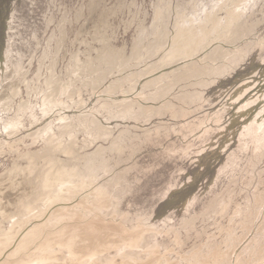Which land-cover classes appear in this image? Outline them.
Returning <instances> with one entry per match:
<instances>
[{
    "label": "rangeland",
    "instance_id": "obj_1",
    "mask_svg": "<svg viewBox=\"0 0 264 264\" xmlns=\"http://www.w3.org/2000/svg\"><path fill=\"white\" fill-rule=\"evenodd\" d=\"M234 1L244 9L241 39H210L203 48L191 42L202 35L184 40L192 23L202 30L200 21L211 24L217 12L225 20ZM179 41L184 57L172 53ZM66 147L81 153L74 169L82 170L79 186L68 185L76 193L67 204L95 216L89 209L103 202L106 222L126 221L117 236L144 232L130 250L113 243L101 264H238L241 257L264 264L263 255H250L264 235L257 200L264 195V0H0V180L47 148H59L63 161L77 156ZM246 208L254 210V229L235 243L229 234L243 233ZM50 212L30 218V226L50 224L35 239L26 238L34 226L19 230L0 264L22 256L41 264L50 241L43 238L59 230ZM2 221L10 225L0 214ZM50 246L60 256L51 264L84 261ZM231 249L233 262L223 257Z\"/></svg>",
    "mask_w": 264,
    "mask_h": 264
},
{
    "label": "bare ground",
    "instance_id": "obj_2",
    "mask_svg": "<svg viewBox=\"0 0 264 264\" xmlns=\"http://www.w3.org/2000/svg\"><path fill=\"white\" fill-rule=\"evenodd\" d=\"M228 1V0H226ZM167 2V1H166ZM230 2V1H229ZM249 2V1H248ZM222 3V2H221ZM236 3V4H235ZM250 3V2H249ZM233 6H229L228 8V16H226V19L222 20L219 19L217 17V13L214 14V19L211 21L212 23L208 25L207 22H204L203 19L202 24H206L207 26L204 27V29H198L195 28L196 25H194V23H192L191 29L188 31L187 30V37L184 39L185 41H188L190 38L194 37V36H198V35H202L201 37H203L202 41H197L195 42L197 39L192 38L191 42H194L195 44H197V46H201L203 45L202 42L205 41L204 45L208 46V41L214 40H220L224 37H226V42L230 43L231 45H233L232 43H234L236 40H239L242 38L241 36V29L243 24L239 23V21L242 19L243 17V10L241 7H238L239 5L242 6V2H235L233 3ZM169 5V4H168ZM205 5V4H204ZM227 5V3H226ZM232 5V4H231ZM228 7V6H227ZM183 8V7H182ZM188 8V7H186ZM214 8V7H213ZM221 9H223V7H220ZM162 9V8H161ZM163 10V9H162ZM167 10V9H166ZM184 10V9H183ZM187 10V9H186ZM225 10V8H224ZM157 11V10H156ZM158 17L155 18V20H159V17L161 15L160 10H158ZM182 11V10H181ZM179 11V12H181ZM207 11V10H206ZM209 11V10H208ZM171 12V11H170ZM204 12V11H203ZM157 13V12H156ZM169 13V12H168ZM167 13V14H168ZM190 13V12H189ZM170 14V13H169ZM177 14V13H176ZM212 14V12H211ZM163 16V15H162ZM175 16V15H174ZM180 16V15H179ZM208 17V16H207ZM163 18H167V17H163ZM170 21V20H169ZM207 21V20H206ZM161 22V21H160ZM186 22V21H185ZM192 22V21H190ZM243 22V21H242ZM163 23V22H162ZM184 23V22H183ZM157 24V23H156ZM168 25V24H167ZM175 25V24H174ZM201 25V24H200ZM154 26V25H153ZM157 26V25H156ZM195 26V27H194ZM165 27V26H164ZM167 27V26H166ZM171 27V26H170ZM173 27V25H172ZM183 27V26H182ZM187 27V26H186ZM211 27V28H209ZM159 28V27H158ZM180 29V28H179ZM185 29V28H184ZM168 30V29H167ZM150 31V30H149ZM244 31V30H243ZM152 32V31H151ZM150 32V33H151ZM168 32V31H167ZM144 32H142L143 34ZM166 33V32H165ZM215 33V35H214ZM217 33V34H216ZM152 34V33H151ZM160 34L162 35V33L160 32ZM146 35V32L145 34ZM143 35V36H144ZM165 35V34H164ZM169 35V34H168ZM167 35V36H168ZM183 35V34H181ZM180 35V36H181ZM163 36V35H162ZM166 36V38H168ZM214 36V38L212 37ZM141 37V35H140ZM161 37V36H159ZM144 38V37H142ZM150 38V37H149ZM158 38V37H157ZM165 38V37H164ZM141 39V38H140ZM163 39V38H162ZM138 41V40H137ZM140 41V40H139ZM154 42V41H153ZM157 42V39H156ZM220 42V41H219ZM140 43V42H139ZM138 43V44H139ZM239 43V42H238ZM168 44V43H167ZM183 42L179 41L177 43L176 48L172 51L173 54H177L180 57H184L186 55H188V52L186 50V48L182 45ZM212 44V43H211ZM216 44V43H215ZM224 44V43H223ZM141 45V44H140ZM201 46L202 48L204 47ZM213 45V44H212ZM171 46V45H170ZM216 46V45H215ZM220 46H223L222 44ZM236 46V45H235ZM150 47V46H149ZM175 47V46H174ZM201 47H199L198 49L194 50V51H189V53H197V50H200ZM224 47V46H223ZM227 47V46H226ZM159 48V47H158ZM207 48V47H206ZM213 48V47H212ZM231 48V47H230ZM209 49V48H208ZM219 49L216 48L214 49L215 54L217 52H222V54H224V56L228 55V49ZM155 51V50H153ZM152 51V52H153ZM158 50H156L157 52ZM151 53V52H150ZM152 54V53H151ZM169 54V53H168ZM153 55V54H152ZM171 60V59H170ZM168 63V62H167ZM186 63V62H185ZM198 65V64H197ZM161 66V65H160ZM200 66V65H198ZM203 67V66H202ZM148 68V67H147ZM137 70V69H136ZM142 70V69H140ZM200 70V69H199ZM139 71V70H138ZM179 71V70H178ZM201 71V70H200ZM182 72V71H181ZM197 73V72H196ZM149 74V73H148ZM167 74V73H166ZM165 74V75H166ZM197 75V74H196ZM149 78V77H148ZM152 78V77H150ZM170 78V77H169ZM203 79V78H202ZM137 80V78L135 79ZM195 81V80H194ZM207 81V80H206ZM174 83V82H173ZM155 85V84H154ZM116 86V84H115ZM166 93V92H165ZM143 94V93H142ZM114 95V94H113ZM151 96V95H150ZM164 96V95H163ZM129 103V102H128ZM133 103V102H130ZM127 104V103H126ZM125 104V105H126ZM126 108V107H125ZM29 109V108H28ZM121 110V109H120ZM143 110V109H142ZM117 111V110H116ZM111 112V111H110ZM140 112V111H139ZM145 112V111H144ZM119 113V112H118ZM113 116V115H112ZM88 121V120H87ZM89 122V121H88ZM99 122V121H98ZM86 123V122H85ZM89 128V127H88ZM87 128V129H88ZM94 129V128H93ZM94 133V132H93ZM98 134V133H97ZM107 135V133H105ZM104 134V135H105ZM100 136V135H99ZM131 138V137H130ZM129 139V138H128ZM51 142V141H50ZM53 144V143H52ZM60 146V145H59ZM77 146V144L75 145ZM82 146V145H81ZM85 146V145H84ZM83 146V147H84ZM117 146V145H116ZM53 147V146H52ZM58 147V146H57ZM69 147V146H68ZM66 147V148H68ZM62 148V147H61ZM82 148V147H81ZM81 148L79 147V149L81 150ZM85 148V147H84ZM83 148V149H84ZM69 149V148H68ZM82 149V150H83ZM102 149V148H101ZM58 150H60L59 148H54V149H46L45 152H39L36 154H28L27 156H25V159L28 160L27 162V166L26 167H21V166H15L14 168H12L11 171V175L8 177L3 178L2 180H0V214H3L4 216L8 217V224L10 225H5L2 222H0V255L3 254L6 250V248L8 249L10 246V243L13 239V236L16 237V239L19 236V230L27 229L29 227H32L31 232L27 235L26 238L28 237H33L38 238L41 233H43L42 231L45 230V228L48 227V223L47 226L43 223L41 225H34L33 222L30 226V218L31 219H35V221L39 222L41 220H45V218L47 217V215L50 212V208L57 206V209H54L55 212H50L53 213L52 217H54V220L56 221V223L54 224V226H58L59 230L58 232L54 233H49L46 234V236L43 238V240L45 239H50V241L47 243L46 245V250L44 251V253L42 254L44 256L43 261L41 262V264H51L52 260L51 258H55L56 256L60 259V256L58 254H54L56 252V248L54 246H50L52 244H61V250L64 248H68V250L74 252L75 254H77L79 257V259L84 258V261L82 264L88 262L92 263L95 262V264H101L102 260H100L101 258H104L106 256L105 250L112 246V244H117V248H122L120 250H125L126 248H128L129 250L132 247H135L134 244L136 242H138V239L143 238L142 235H144V232H140L138 235L137 233H129V234H123L124 239L120 238L118 235V228L119 229H124L123 227L125 226V222H123V224H120L123 227L117 226L116 224L114 225L113 223L109 224L108 222H106L105 217L102 218V215L104 212L103 208L108 206L106 204H104L103 202H95L96 205L93 206L92 208L89 209L90 213L93 212H97L99 213L98 215L95 216H90L88 215L89 213H87L86 211H83L80 208H72L71 204H67L69 201H71L73 199V196H75L76 193V189H74L75 191L72 194H69L68 192H70V188L68 187V185H74V186H79L78 183L79 179L81 178L79 174L81 168L80 166H77L76 169H74L76 167V164L78 165V162H80L79 160L81 159V151L79 152L80 154H74L75 150L73 151V149H69V151H73V154L76 157H71L72 155L70 154L71 159L72 158H76L73 159V161L69 160V155L67 158V161H63L60 158L57 157L58 155ZM64 150V149H63ZM79 151V150H78ZM103 153V152H102ZM62 155V154H61ZM86 155V154H85ZM120 155V153H119ZM47 156V157H46ZM54 156V158L50 161H45V159H47L48 157ZM97 156V155H95ZM46 157V158H45ZM88 159V155L86 156ZM92 157V156H91ZM98 157V156H97ZM102 157V156H100ZM104 157V156H103ZM50 158V159H51ZM80 158V159H79ZM93 158V157H92ZM96 158V157H95ZM94 158V159H95ZM109 159V158H108ZM48 160V159H47ZM45 161V162H44ZM88 161V160H87ZM99 161V160H98ZM101 161V160H100ZM104 161V160H103ZM109 162V161H108ZM91 163V162H90ZM84 164V163H83ZM95 164V163H94ZM103 164H105L103 162ZM82 165V164H81ZM86 166V165H85ZM91 166L94 165H88L86 167V169L88 171H90ZM107 168V167H106ZM82 171V170H81ZM81 173V172H80ZM83 173V172H82ZM85 173V172H84ZM83 173V174H84ZM82 174V177H84V175ZM86 174V173H85ZM108 174V172H107ZM100 175V174H99ZM98 175V176H99ZM117 177V176H116ZM121 178V177H120ZM86 179V178H85ZM78 180V182H77ZM88 180V179H87ZM83 181V180H82ZM95 181V180H94ZM110 181V180H109ZM111 184V182H110ZM107 185V184H106ZM109 185V184H108ZM107 185V186H108ZM115 185V184H114ZM101 186V185H100ZM105 186V187H107ZM110 186V185H109ZM87 187V185H86ZM112 187V186H111ZM69 190H66L68 189ZM84 188V187H83ZM116 188V187H115ZM110 189V188H109ZM108 189L104 188V191H102L103 193H99L97 194L98 197L102 198L103 194L107 191ZM120 190V189H118ZM116 190V192L118 191ZM111 191V190H110ZM121 191V190H120ZM119 191V192H120ZM100 192V191H98ZM108 195V194H107ZM257 198V197H256ZM63 199V200H62ZM112 199V198H111ZM118 199V198H117ZM264 199V195H259L257 200L259 201V203H262V201ZM62 201V202H61ZM83 201V200H82ZM100 201V200H99ZM225 202V201H224ZM85 203V202H84ZM83 203V204H84ZM91 203V202H90ZM89 203V204H90ZM94 203V202H93ZM119 203V202H118ZM221 203V202H220ZM251 203V202H250ZM216 204V203H215ZM120 205V204H119ZM225 205V204H224ZM83 208V207H82ZM225 208V206H224ZM53 209V208H52ZM223 209V208H222ZM228 209V208H227ZM108 210V208L106 209ZM112 210V209H111ZM114 210V209H113ZM112 210V211H113ZM247 212L249 213L247 217V219L249 220L248 222H244L243 223V233L239 236L237 233H234L233 231L229 234V237H232V240H235L237 242H240L243 239V236H245V232L249 233L252 232V230L254 229L252 227V223L255 222V216H254V210L252 208H246L245 209ZM52 211V210H51ZM103 213H102V212ZM225 211V210H224ZM209 212V211H208ZM223 212V210H222ZM242 211V213H244ZM101 213V214H100ZM107 213V212H106ZM105 213V214H106ZM113 213V212H112ZM224 213V212H223ZM241 213V212H240ZM108 214V213H107ZM228 214V213H227ZM226 214V215H227ZM105 216V215H104ZM2 217V216H1ZM20 217V218H18ZM72 217V218H70ZM128 217V216H127ZM102 218V219H100ZM53 219V218H52ZM97 219H100L101 221H98ZM107 219V218H106ZM109 219V218H108ZM114 219V218H113ZM112 219V220H113ZM115 220V219H114ZM120 220V219H119ZM127 220V219H126ZM34 221V220H33ZM122 221V220H121ZM5 222V221H4ZM53 223V222H52ZM51 223V224H52ZM100 224V227H98L97 225L94 226L95 224ZM118 223V222H117ZM121 223V222H119ZM141 223V222H139ZM143 223V222H142ZM257 224V223H256ZM129 225V224H128ZM139 225V224H138ZM254 225V224H253ZM51 226V225H50ZM131 226V225H130ZM129 226V228H130ZM133 226V225H132ZM8 227L9 231L11 232H7L8 231ZM138 227V226H137ZM140 228L142 226H139ZM186 227H188L186 225ZM50 228V227H49ZM135 228V227H133ZM139 230H142L140 229ZM241 228V229H242ZM52 229V228H51ZM57 229V228H56ZM126 229V228H125ZM138 229V228H137ZM29 230V229H28ZM52 230H55L54 228ZM149 230V229H148ZM25 231V230H24ZM48 231V230H47ZM136 231V229H135ZM264 231V230H263ZM26 232V231H25ZM23 232V233H25ZM146 234V233H145ZM23 234H21L22 236ZM139 238H137L138 236ZM20 236V237H21ZM52 236H56L55 238H52ZM257 236V237H256ZM254 238L256 240H254L257 245L256 248L253 247L254 249H252L250 251V255L254 254L255 256L257 255H263L264 256V252L262 251V249H260L259 247H261V243L263 242L262 239L264 240V235L259 234L256 235ZM148 237V236H146ZM21 239V238H20ZM41 239V238H40ZM154 239V238H153ZM246 239V238H245ZM141 240V239H140ZM145 240V238H144ZM15 241V240H14ZM40 241V240H39ZM213 241V240H212ZM210 239L208 240V243H210ZM227 242V241H226ZM245 242V241H244ZM243 242V243H244ZM14 243V242H13ZM143 243V242H142ZM141 243V245H142ZM157 243V242H156ZM212 243V242H211ZM231 243V242H230ZM229 243V244H230ZM232 243H234L232 241ZM234 243V244H235ZM121 244V246H120ZM150 244V243H149ZM214 244V242L212 243ZM226 244V247H229L230 245ZM234 244H231L234 245ZM240 244V243H239ZM138 245V244H137ZM155 245V244H154ZM229 245V246H228ZM49 246V247H48ZM67 246V247H65ZM145 246V245H144ZM158 246V245H157ZM214 246V245H213ZM263 246V245H262ZM208 247V246H207ZM212 247V245H211ZM157 248V247H156ZM209 248V247H208ZM214 248V247H213ZM218 248V246H217ZM231 248V247H230ZM238 248H240L238 246ZM259 248V249H258ZM262 248V247H261ZM211 249V248H209ZM235 249V248H232ZM231 249V250H232ZM237 249V246H236ZM256 249V250H255ZM60 250V251H61ZM110 250V249H109ZM212 250V249H211ZM226 250V249H225ZM224 250V251H225ZM229 251L226 253V255H222L223 257H225L226 261H232V259H234L233 261H235V257L237 253L233 250ZM203 251V250H202ZM59 252V251H58ZM140 252V251H139ZM137 252V253H139ZM152 252V251H151ZM210 252V251H209ZM208 252V253H209ZM212 252V251H211ZM209 254H212V253ZM216 252V251H215ZM238 252V251H237ZM130 253V252H129ZM204 253V251H203ZM5 254V253H4ZM61 254V253H60ZM63 254V253H62ZM135 254V253H134ZM153 254H155L153 252ZM216 254V253H215ZM65 255V254H63ZM126 255V254H125ZM133 255V254H132ZM138 255V254H137ZM144 255V254H143ZM26 256V255H25ZM128 256V254H127ZM135 256V255H134ZM132 256V257H134ZM146 256V255H145ZM150 256V253H149ZM205 256V255H204ZM239 256H241L239 254ZM107 257V256H106ZM144 256H142L141 258L143 259ZM222 257V258H223ZM20 258V263L21 264H25L26 262H28L26 259L27 257H19ZM63 258V257H62ZM108 258V257H107ZM137 258V257H135ZM147 258V257H145ZM56 259V258H55ZM72 259V258H71ZM78 259V260H79ZM105 259V258H104ZM111 259V258H108ZM140 259V258H139ZM154 259V258H153ZM164 258H162L161 260H163ZM168 259V258H167ZM201 259V258H200ZM198 259L195 264H199V260ZM208 259V258H207ZM241 260H236L239 263L243 264V261L245 259H242V257L240 258ZM16 261H18V259L15 258ZM107 260V259H106ZM131 260V259H130ZM129 260V261H130ZM211 260V259H209ZM223 260V259H222ZM102 261V262H101ZM118 261V260H117ZM139 261V260H138ZM138 261H133L132 263L129 264H143V263H138ZM168 261V260H167ZM232 261V262H233ZM246 261V260H245ZM64 262V261H63ZM80 262V261H79ZM128 262V261H127ZM126 262V263H127ZM224 262V261H223ZM251 262V260L249 261ZM19 263V264H20ZM29 263V262H28ZM67 264H77V262L73 259L70 263L69 261L66 262ZM65 263V264H66ZM116 263V262H115ZM114 263V264H115ZM149 263V262H148ZM155 263V262H154ZM168 263V262H167ZM207 263H210V261ZM215 263V262H214ZM219 263V260H218ZM235 263V262H234ZM264 263V262H263ZM4 264H11L10 262H6ZM80 264V263H79ZM119 264V263H116ZM123 264V262H122ZM125 264V263H124ZM166 264V263H165ZM200 264H202L200 262ZM221 264V261L220 263ZM226 264V263H223ZM228 264V263H227ZM230 264V263H229ZM247 264H249L247 262ZM252 264V263H251Z\"/></svg>",
    "mask_w": 264,
    "mask_h": 264
}]
</instances>
